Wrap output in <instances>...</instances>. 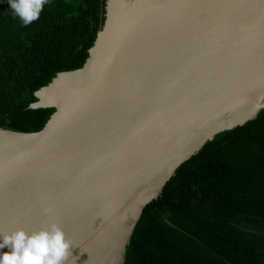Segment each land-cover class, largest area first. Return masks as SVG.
Masks as SVG:
<instances>
[{"label":"water","instance_id":"obj_1","mask_svg":"<svg viewBox=\"0 0 264 264\" xmlns=\"http://www.w3.org/2000/svg\"><path fill=\"white\" fill-rule=\"evenodd\" d=\"M104 11L84 64L34 92L31 108H54L45 125L0 128V233L55 222L73 242L65 264H125L177 168L264 110V0Z\"/></svg>","mask_w":264,"mask_h":264},{"label":"trees","instance_id":"obj_2","mask_svg":"<svg viewBox=\"0 0 264 264\" xmlns=\"http://www.w3.org/2000/svg\"><path fill=\"white\" fill-rule=\"evenodd\" d=\"M105 2L47 0L24 25L0 0V128L45 125L54 108H31L34 92L84 64ZM125 264H264V110L177 168L145 206Z\"/></svg>","mask_w":264,"mask_h":264},{"label":"clouds","instance_id":"obj_3","mask_svg":"<svg viewBox=\"0 0 264 264\" xmlns=\"http://www.w3.org/2000/svg\"><path fill=\"white\" fill-rule=\"evenodd\" d=\"M47 0H9L14 14L24 25L38 20ZM0 249L10 251L0 254V264H65L71 256L73 242L55 222L31 232L18 228L10 233H0Z\"/></svg>","mask_w":264,"mask_h":264}]
</instances>
